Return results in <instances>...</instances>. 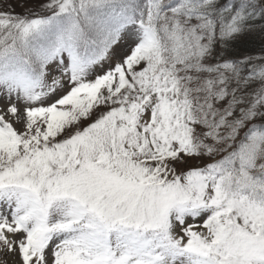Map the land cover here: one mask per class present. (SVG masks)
Masks as SVG:
<instances>
[{
	"label": "snow or ice",
	"instance_id": "6c2138e0",
	"mask_svg": "<svg viewBox=\"0 0 264 264\" xmlns=\"http://www.w3.org/2000/svg\"><path fill=\"white\" fill-rule=\"evenodd\" d=\"M258 22L0 0V264H264V55L232 52Z\"/></svg>",
	"mask_w": 264,
	"mask_h": 264
},
{
	"label": "trees",
	"instance_id": "16d2710c",
	"mask_svg": "<svg viewBox=\"0 0 264 264\" xmlns=\"http://www.w3.org/2000/svg\"><path fill=\"white\" fill-rule=\"evenodd\" d=\"M245 38L238 42L236 47L232 50L233 55L244 54V56H254L264 52V44L260 45L259 40ZM258 42V43H257Z\"/></svg>",
	"mask_w": 264,
	"mask_h": 264
},
{
	"label": "rangeland",
	"instance_id": "374dc122",
	"mask_svg": "<svg viewBox=\"0 0 264 264\" xmlns=\"http://www.w3.org/2000/svg\"><path fill=\"white\" fill-rule=\"evenodd\" d=\"M27 7H29V6H27V5H26V6H17V7L15 8V11H16L17 13H23L24 11H26ZM245 38H250V39H253V38H254V39H256V40H259L260 45H261V44H264V34H262L261 31H260L259 22H258V24H257V28L254 29L252 33H250L249 35L245 36V37L242 38V39H245ZM242 39H241V40H242ZM256 40H255V41H256ZM257 43H258V42H257ZM260 55H264V52L261 53V54L254 55L253 57H258V56H260ZM237 56H244V54H237Z\"/></svg>",
	"mask_w": 264,
	"mask_h": 264
}]
</instances>
